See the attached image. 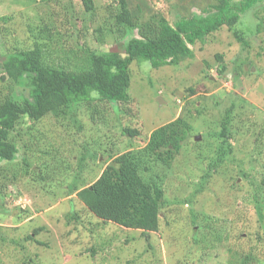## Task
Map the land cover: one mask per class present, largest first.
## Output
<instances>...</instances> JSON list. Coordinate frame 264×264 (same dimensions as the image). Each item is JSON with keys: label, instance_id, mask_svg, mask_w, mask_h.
<instances>
[{"label": "rangeland", "instance_id": "obj_1", "mask_svg": "<svg viewBox=\"0 0 264 264\" xmlns=\"http://www.w3.org/2000/svg\"><path fill=\"white\" fill-rule=\"evenodd\" d=\"M93 2L86 13L82 0H0V64L7 53L36 43L45 63L67 70L86 66L93 52L124 56L140 30L121 38L125 28L114 19L118 0ZM217 4L128 0L139 25L157 16L175 26ZM80 18L88 29L81 39L74 37ZM236 27L247 49L224 26L191 46L193 58L177 66L133 63L125 103L93 102L39 122L22 119L12 135L16 159L0 163V264H264V4ZM9 92L0 81V97ZM232 106L231 148L223 159L218 134ZM177 119L190 132L171 166L149 154L140 165L143 179L164 191L157 232L103 223L67 193L76 175L91 184L119 154L141 157L152 132ZM127 127L140 136H124ZM44 152L55 173L41 184L36 165H44ZM24 157L33 162L28 171L22 170Z\"/></svg>", "mask_w": 264, "mask_h": 264}, {"label": "trees", "instance_id": "obj_2", "mask_svg": "<svg viewBox=\"0 0 264 264\" xmlns=\"http://www.w3.org/2000/svg\"><path fill=\"white\" fill-rule=\"evenodd\" d=\"M118 3L114 19L120 29L125 28L121 38H126L127 30L138 29L141 32V37H134L125 44L124 56L115 52H93L89 55L86 66L67 70L45 63L44 49L40 43L29 49L6 54L5 61L0 64V81L9 84L10 92L0 97V163L16 159L18 146L12 135L23 118L39 122L50 114H66L83 104L127 102L133 63L148 62L154 69L177 66L182 61L193 58L191 46L203 43L208 36L224 26L233 30L234 38L247 49L249 43L244 32L236 25H239L242 15L264 4V0H219V4L206 15L181 19L175 26L157 16H151L146 23L139 25L134 21L128 0H118ZM82 4L86 13L93 12V0H82ZM80 19L83 20L76 25L82 29H75L74 35L79 39L82 31H88L83 30L86 28V19ZM260 25L257 24L256 32L260 31ZM19 89H24L27 93L24 94L22 90L19 94ZM233 110L232 106L226 112L222 132L218 134L225 147L224 152H221L223 159L231 148L229 126ZM189 132V125L180 119L159 127L150 135L141 157H137L132 151L119 154L91 184H88L89 180L83 174L76 175L67 185V193L76 194L77 200L85 209L103 223L139 230L145 234L155 233L159 229L164 191L155 180L143 179L141 162L149 154L162 164L171 166L175 155L187 141ZM123 135L127 138L140 136L138 130L128 127L123 129ZM25 147L29 148L27 144ZM41 155L47 156L44 165H33L39 169L36 174L43 184L55 173V168L49 154L44 152ZM30 160L27 157L22 159V170H29L33 163ZM36 189L38 188L34 185L32 192ZM1 198L0 192V207Z\"/></svg>", "mask_w": 264, "mask_h": 264}]
</instances>
